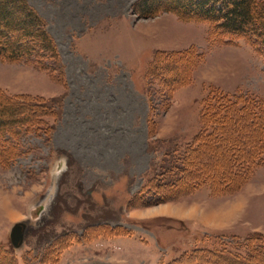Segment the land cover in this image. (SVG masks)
Here are the masks:
<instances>
[{"label":"rangeland","instance_id":"374dc122","mask_svg":"<svg viewBox=\"0 0 264 264\" xmlns=\"http://www.w3.org/2000/svg\"><path fill=\"white\" fill-rule=\"evenodd\" d=\"M137 1L28 0L63 73L0 59V92L54 100L56 112L48 134L21 135L25 152L0 165V264H169L197 247L244 253L247 237L264 234V163L231 192L203 186L144 204L159 198L142 197L151 179L154 193L159 181L182 179L174 166L183 165L212 92L257 107L232 122L216 159L258 125L264 135V47L173 12L142 17ZM14 6L0 27L25 22ZM167 168L176 172L161 180ZM20 222L25 237L16 248L10 233Z\"/></svg>","mask_w":264,"mask_h":264},{"label":"trees","instance_id":"16d2710c","mask_svg":"<svg viewBox=\"0 0 264 264\" xmlns=\"http://www.w3.org/2000/svg\"><path fill=\"white\" fill-rule=\"evenodd\" d=\"M11 3L15 5L14 8L22 11L25 22L19 28L10 22L1 24L0 59L25 61L49 73L57 75L63 73L57 44L49 33L43 17L28 0H10L9 2L0 0V15L8 13L7 9ZM162 11L173 12L184 20L208 22L215 34L223 37L243 36L256 49L260 50L264 47V0H138L135 4V12L142 17H151ZM10 42L16 47L15 49L8 46ZM17 45L20 46L17 48ZM181 80L178 79L176 83L169 86L176 90V85ZM241 100L216 91L206 97L201 109L202 127L183 150L181 159L183 165L174 166L182 170V179L177 177L172 184L165 183L162 180L163 177L176 172L173 168H167L168 173L166 174V171L162 173V181L157 183L155 193L151 192L154 190L151 183L153 179L148 181L145 189L141 191L142 197L159 198L150 200L144 203L145 205L171 201L203 186H209L213 194L231 192L241 185L238 182L247 178L253 166L264 163V148H256L259 142L264 140V135H261L263 130H258L261 125H258L254 134L249 135L248 140L247 138L241 140L238 137V143L232 142L233 151L226 152L222 161L216 159L219 141L224 139L225 142H229L228 134L236 128H232V122L237 123L240 117L251 116V109L257 108L251 107L253 103L249 100ZM53 101H44L31 96L18 97L0 92V165L2 167L8 165V162L14 160L20 153L25 152L20 151L21 135L50 132L49 120L56 113ZM259 112L261 113L259 117L264 122V110L260 109ZM262 125L264 126V123ZM244 146L250 148L241 149ZM223 154L221 152V156ZM182 183L186 185L179 188ZM240 247L244 253L226 250L227 248L197 247L190 252H185L181 258L169 264L180 262L183 264H264L263 233H254L247 237Z\"/></svg>","mask_w":264,"mask_h":264},{"label":"water","instance_id":"95a60500","mask_svg":"<svg viewBox=\"0 0 264 264\" xmlns=\"http://www.w3.org/2000/svg\"><path fill=\"white\" fill-rule=\"evenodd\" d=\"M25 237V224L20 222L16 223L11 230L10 239L11 243L14 247L19 248L23 242Z\"/></svg>","mask_w":264,"mask_h":264}]
</instances>
